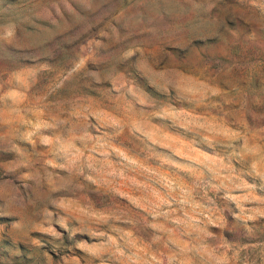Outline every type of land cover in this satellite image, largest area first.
I'll use <instances>...</instances> for the list:
<instances>
[{
	"label": "rangeland",
	"instance_id": "obj_1",
	"mask_svg": "<svg viewBox=\"0 0 264 264\" xmlns=\"http://www.w3.org/2000/svg\"><path fill=\"white\" fill-rule=\"evenodd\" d=\"M261 213L264 0H0V264H264Z\"/></svg>",
	"mask_w": 264,
	"mask_h": 264
},
{
	"label": "clouds",
	"instance_id": "obj_2",
	"mask_svg": "<svg viewBox=\"0 0 264 264\" xmlns=\"http://www.w3.org/2000/svg\"><path fill=\"white\" fill-rule=\"evenodd\" d=\"M261 215H264V213H261ZM48 231H52V229H48ZM216 264H227L226 258L220 257L216 260Z\"/></svg>",
	"mask_w": 264,
	"mask_h": 264
}]
</instances>
